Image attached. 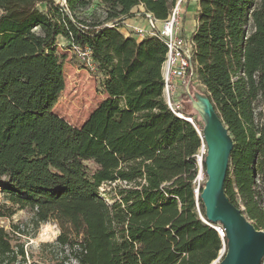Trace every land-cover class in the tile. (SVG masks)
<instances>
[{"label": "trees", "instance_id": "trees-1", "mask_svg": "<svg viewBox=\"0 0 264 264\" xmlns=\"http://www.w3.org/2000/svg\"><path fill=\"white\" fill-rule=\"evenodd\" d=\"M93 2L0 0V218L24 210L34 230L56 221L41 248L55 246L58 264H212L226 239L203 221L204 183L195 191L202 123L163 99L164 39L120 31L134 7L163 21L176 0H98L104 15H83ZM58 38L88 48L102 76L105 98L80 126L54 111ZM192 40L196 80L234 140L225 193L264 230V0H198ZM8 227L0 264H20L11 234L27 233Z\"/></svg>", "mask_w": 264, "mask_h": 264}, {"label": "rangeland", "instance_id": "rangeland-1", "mask_svg": "<svg viewBox=\"0 0 264 264\" xmlns=\"http://www.w3.org/2000/svg\"><path fill=\"white\" fill-rule=\"evenodd\" d=\"M55 1L61 2L62 0ZM192 2L193 0H181L180 3V31L185 36L191 34L190 26H192L194 14L187 15L183 9L184 6ZM190 9H193L192 4ZM92 14L98 17L104 15V9L98 0H94L92 6L83 13L87 17ZM57 43V52L64 55L65 86L54 107V111L72 125L80 126L89 113L105 98L101 86L102 76L91 67L86 66L74 48L68 46L67 42L62 38H58ZM176 82L174 81L175 97L171 95V98H174L178 102V107L184 114L195 113L191 108L189 98L185 94L186 92H184L183 88L177 87ZM189 87L191 92L204 93L205 91V88L197 82L194 75L189 81ZM204 178L205 175L198 176L195 186L198 183H204ZM107 189V185H102L99 190L100 195L105 201L111 203L112 200L103 192ZM240 208L243 210L241 205ZM28 221L29 214L24 210H18L9 219L0 218V225H3L7 230H9L8 225L10 222L19 223L20 228L24 229L27 233V236L23 235L19 240L11 234L13 243L19 241L23 244L25 260L20 264H58L62 256L55 246L41 248V243H53L60 233L57 222L50 220L41 224L37 230H34L28 224ZM69 263L76 264L73 261Z\"/></svg>", "mask_w": 264, "mask_h": 264}, {"label": "water", "instance_id": "water-1", "mask_svg": "<svg viewBox=\"0 0 264 264\" xmlns=\"http://www.w3.org/2000/svg\"><path fill=\"white\" fill-rule=\"evenodd\" d=\"M185 92L191 108L202 123V136L206 145L203 159L206 179L200 193L206 216L203 221L218 224L222 231L221 237L226 239L212 264H262L264 230L257 228L225 193L233 137L208 95L191 92L189 83ZM186 120L192 123V120Z\"/></svg>", "mask_w": 264, "mask_h": 264}, {"label": "built area", "instance_id": "built-area-1", "mask_svg": "<svg viewBox=\"0 0 264 264\" xmlns=\"http://www.w3.org/2000/svg\"><path fill=\"white\" fill-rule=\"evenodd\" d=\"M64 2L65 0L61 1L62 4H64ZM180 3L181 0H176L174 6L172 7L171 13L163 21L155 19L150 13H144L145 24L143 26H135L130 31H127L123 34L125 36H132L136 38V40H140L146 36H158L164 39L167 52L161 69L162 78L164 81V87L162 91L163 99L168 108L176 116L192 120L187 114H184L179 109L178 102L174 98H171V95L175 97L174 93L176 92L174 81H177V87L183 88L185 92V87L192 79L194 75V69L196 67L193 61L194 45L192 34L185 36L180 31ZM73 48L78 53L85 65L96 71L94 62L90 56L89 49L79 46H73ZM205 154L206 145L204 140H202L200 147L194 155L197 167V176L194 180V183H196L198 176L205 175L202 165ZM205 179L206 177L204 178V181ZM198 187L199 183L197 186H195L196 192H198ZM215 228L221 236L222 231L220 227L218 226Z\"/></svg>", "mask_w": 264, "mask_h": 264}, {"label": "crops", "instance_id": "crops-1", "mask_svg": "<svg viewBox=\"0 0 264 264\" xmlns=\"http://www.w3.org/2000/svg\"><path fill=\"white\" fill-rule=\"evenodd\" d=\"M191 4L193 9H190ZM191 4L189 3L188 5L184 6L183 10L187 15L194 14V19L192 21L193 23L192 26H190V33L192 34L196 26L198 0H193ZM131 12H132L131 15L124 18V20L121 23L120 31L122 33L130 31L135 26H143L145 24L144 9L142 6L134 7Z\"/></svg>", "mask_w": 264, "mask_h": 264}]
</instances>
